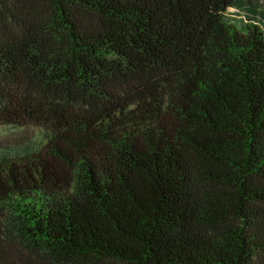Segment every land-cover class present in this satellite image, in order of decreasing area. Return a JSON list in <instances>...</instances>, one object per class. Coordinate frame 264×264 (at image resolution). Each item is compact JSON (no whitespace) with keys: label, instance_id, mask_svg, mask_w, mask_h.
Masks as SVG:
<instances>
[{"label":"trees","instance_id":"16d2710c","mask_svg":"<svg viewBox=\"0 0 264 264\" xmlns=\"http://www.w3.org/2000/svg\"><path fill=\"white\" fill-rule=\"evenodd\" d=\"M2 124L0 264H264V0H0Z\"/></svg>","mask_w":264,"mask_h":264},{"label":"rangeland","instance_id":"374dc122","mask_svg":"<svg viewBox=\"0 0 264 264\" xmlns=\"http://www.w3.org/2000/svg\"><path fill=\"white\" fill-rule=\"evenodd\" d=\"M21 137H27L37 142L46 139V131L38 126L0 125V147L19 142Z\"/></svg>","mask_w":264,"mask_h":264}]
</instances>
